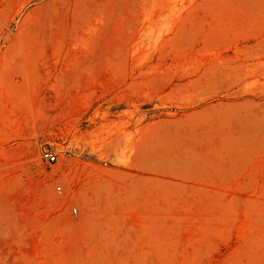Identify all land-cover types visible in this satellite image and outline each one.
<instances>
[{
	"label": "rangeland",
	"instance_id": "obj_1",
	"mask_svg": "<svg viewBox=\"0 0 264 264\" xmlns=\"http://www.w3.org/2000/svg\"><path fill=\"white\" fill-rule=\"evenodd\" d=\"M0 264H264V0H0Z\"/></svg>",
	"mask_w": 264,
	"mask_h": 264
},
{
	"label": "built area",
	"instance_id": "obj_2",
	"mask_svg": "<svg viewBox=\"0 0 264 264\" xmlns=\"http://www.w3.org/2000/svg\"><path fill=\"white\" fill-rule=\"evenodd\" d=\"M42 159L45 160L47 163L52 164L57 161V156L52 151L46 150L42 152ZM73 211L75 212L76 209L73 208Z\"/></svg>",
	"mask_w": 264,
	"mask_h": 264
}]
</instances>
